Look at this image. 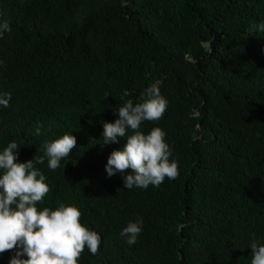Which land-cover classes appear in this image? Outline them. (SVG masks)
Returning <instances> with one entry per match:
<instances>
[{"label":"trees","instance_id":"16d2710c","mask_svg":"<svg viewBox=\"0 0 264 264\" xmlns=\"http://www.w3.org/2000/svg\"><path fill=\"white\" fill-rule=\"evenodd\" d=\"M0 10L12 29L0 38V94L11 93L0 152L15 141L26 162L76 137L56 170L47 157L35 167L50 188L38 211L74 205L102 237L77 264H251L252 241L264 245V32L253 31L264 0H0ZM152 84L168 107L140 130L166 133L179 176L128 190L105 171L127 138L104 145L102 122ZM140 217L130 246L120 233Z\"/></svg>","mask_w":264,"mask_h":264},{"label":"clouds","instance_id":"9594fccd","mask_svg":"<svg viewBox=\"0 0 264 264\" xmlns=\"http://www.w3.org/2000/svg\"><path fill=\"white\" fill-rule=\"evenodd\" d=\"M3 15L0 10V17ZM256 30L264 32V23L253 26ZM11 31L8 21H0V38ZM127 95L125 92L121 99ZM10 100L11 93L0 94V106L9 107ZM167 107L168 101L159 87L152 84L142 94V102L134 105L128 99L115 111L118 118L114 122H102L104 145L127 138L122 150H114L108 156L105 171L109 178L120 174L128 190L147 189L150 185L158 188L166 177L174 180L179 176L178 161L170 159L172 149L165 140L166 133L159 127L147 135L140 130L145 121H159ZM41 127L37 122L35 135L40 134ZM42 147L43 156L26 162H18L19 146L15 141L0 152V254L14 253L9 264H77L85 246L92 255L99 254L102 237L81 224L82 213L74 205L61 203L55 210L45 207L38 211L37 204L43 203L50 188L45 175L35 167L47 157L48 168L56 170L77 147V139L66 133ZM142 229L140 217L129 222L120 235L127 237L131 246L137 243ZM250 249L251 264H264V245L253 240Z\"/></svg>","mask_w":264,"mask_h":264}]
</instances>
